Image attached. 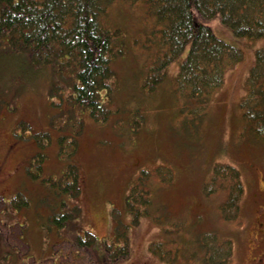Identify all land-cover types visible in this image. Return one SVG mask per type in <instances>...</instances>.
Returning a JSON list of instances; mask_svg holds the SVG:
<instances>
[{
    "label": "rangeland",
    "instance_id": "obj_1",
    "mask_svg": "<svg viewBox=\"0 0 264 264\" xmlns=\"http://www.w3.org/2000/svg\"><path fill=\"white\" fill-rule=\"evenodd\" d=\"M106 18L129 44L114 63L119 83L111 106L117 112L105 123L81 112L78 147L68 157L78 166L81 189L76 197L64 195V206L48 180L65 169L60 140L72 132L74 122L73 114L63 111L67 106L56 108L51 102L54 75L60 80L64 73L51 65L34 73L15 59L0 62L1 97L12 103L0 109V236L9 245V254L3 255L5 242L0 241V264H169L150 245L163 242V252L172 248L189 256L196 251L191 239L199 231L233 240V254L225 264H255L249 252V207L264 184V141L245 127L240 101L264 37H242L218 17L211 20L215 34L243 55L227 70L202 117L200 111H184L195 103L175 91L190 43L166 67L156 89L147 92L141 83L157 47H144L143 42H148L155 21L143 2L133 0L114 1ZM15 68L23 72L14 75ZM55 117L60 120L53 125ZM34 157L42 158L37 178L29 166ZM216 163L241 172L244 194L234 219L226 220L219 209L229 189L208 193L215 187L209 182ZM144 170L143 188L149 189L151 201L146 205L138 198L130 206L128 191ZM73 206L78 211L67 225L58 227L50 220L53 212ZM76 237L88 238L91 247L78 245ZM123 242L128 255L110 257Z\"/></svg>",
    "mask_w": 264,
    "mask_h": 264
},
{
    "label": "trees",
    "instance_id": "obj_2",
    "mask_svg": "<svg viewBox=\"0 0 264 264\" xmlns=\"http://www.w3.org/2000/svg\"><path fill=\"white\" fill-rule=\"evenodd\" d=\"M114 1L0 0V62L15 59L16 65L26 66L34 73L51 65L64 73L60 80L54 75L57 81H54L50 89L53 96L51 102L56 108L60 103L67 106L68 109L63 111L73 114L74 122L72 132L63 133L60 140L61 152L66 160L65 169L55 180L48 179L58 192L61 198L59 203L63 206L64 195L76 197L81 189L78 166L74 157L73 160L68 159L78 147V135L83 124L81 112L88 111L95 120L103 123L117 112L111 106L119 83L114 63L125 56L129 44L120 29L107 21L109 6ZM133 1L143 2L152 21H155L152 34H149L148 42H143V46L151 47L154 44L157 54L147 63L148 70L143 76L142 89L153 92L164 79L166 67L177 60L190 43L186 57L180 62L175 91L179 98L183 96L185 100L195 103V107H185L184 111L186 108L188 111H200L204 117L213 92L223 84L227 70L243 55L239 47L225 42L215 34L211 20L218 17L239 36L262 38L264 0ZM2 71L4 68L0 67V74ZM64 71L68 72L65 74ZM22 72L15 68L14 75ZM27 75V78L30 77L29 73ZM246 82L247 93L240 101L243 121L255 137L264 141V47L257 49L255 64ZM1 95H5L2 86L0 109L4 105H12L10 100ZM77 110H80L79 114ZM55 118L58 120H51L53 125L60 120ZM35 159L37 157L30 160L29 166L34 169L32 176L37 178L40 176L42 158L40 161ZM147 172L144 170L137 181L143 184ZM137 181L128 191V204L132 206L134 200L139 198L142 204L149 205L150 191L143 188L144 184L139 187ZM209 183L215 187L208 188V193L229 189L226 199L219 205L220 213L226 220L237 217L244 194L239 168L216 163ZM61 211L53 212L50 218L58 227L67 225L76 216L78 207ZM1 239L0 236L3 245L5 242L3 255L9 254L8 240ZM125 239L128 242L127 237ZM192 239L191 244H195L196 251L191 255L189 253V256L174 253L172 248L167 253L163 252V242L150 245V249L159 253L169 264H225L233 254L234 243L228 236L213 231H199ZM75 242L83 247H91L88 238L83 240L76 237ZM126 242L118 251H110L108 255H128ZM199 252L201 254L196 257Z\"/></svg>",
    "mask_w": 264,
    "mask_h": 264
},
{
    "label": "flooded vegetation",
    "instance_id": "obj_3",
    "mask_svg": "<svg viewBox=\"0 0 264 264\" xmlns=\"http://www.w3.org/2000/svg\"><path fill=\"white\" fill-rule=\"evenodd\" d=\"M260 174L263 179L264 173ZM254 198L249 207V252L255 264H264V184Z\"/></svg>",
    "mask_w": 264,
    "mask_h": 264
}]
</instances>
